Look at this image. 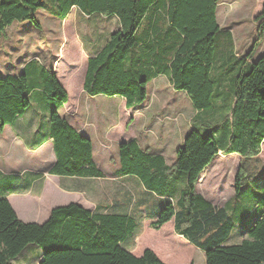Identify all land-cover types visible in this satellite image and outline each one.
<instances>
[{"label":"trees","instance_id":"1","mask_svg":"<svg viewBox=\"0 0 264 264\" xmlns=\"http://www.w3.org/2000/svg\"><path fill=\"white\" fill-rule=\"evenodd\" d=\"M222 1L0 0V35L14 22L30 21L40 28L36 14L49 4L53 18L61 21L73 7L87 16L117 18L118 30L88 61L84 91L119 96L132 108L147 99L152 79L166 75L174 90L185 93L201 113L171 166L135 140L118 147L122 174L137 177L164 201L151 228L158 232L172 222L176 235L204 252L206 264H264V211L242 232L240 243L226 245L234 220L227 209L213 206L197 192L202 172L222 152L241 157L235 179L238 195L246 165L261 154L264 142V52L257 53L255 42L245 57L235 56L230 33H220L217 21ZM255 19L263 33L264 5ZM219 33L227 40L221 51L216 48ZM227 49L233 54L226 56ZM34 64L21 75L0 77V132L23 116L37 95L44 104L41 109L50 115L47 138L53 140L56 159L51 174L101 176L91 141L59 114L68 102L66 90L55 73ZM31 66L34 71H29ZM224 105L225 116L214 120ZM211 120L220 129L204 136ZM135 228L133 218L93 213L77 204L53 209L41 225L25 223L0 197V264H12L30 246L43 252L39 264H168L148 246L139 256L125 250L123 242Z\"/></svg>","mask_w":264,"mask_h":264},{"label":"crops","instance_id":"2","mask_svg":"<svg viewBox=\"0 0 264 264\" xmlns=\"http://www.w3.org/2000/svg\"><path fill=\"white\" fill-rule=\"evenodd\" d=\"M218 10L219 6L217 8V21L219 23ZM71 13L74 14V20H72V16L70 18ZM257 16H259V14L255 17ZM101 17L96 21L94 19L96 15L87 16L76 7L72 8L69 16L64 21L51 17L60 22H67L69 28L75 27L79 20L85 22L92 21L95 25H101L103 31L100 33L86 31L84 34L73 31L64 33V41L61 45V54L59 57L58 55H51V51L46 50L48 58L56 59V70L52 67H43L55 73L57 79L66 90L69 97L68 102L59 109V114L66 118L69 124L80 135L91 141L93 147V160L97 171L102 173V175L99 177H87L58 176L51 174L50 171L55 165L56 159L53 150V140L47 138L50 115L48 111L45 112L39 109L35 112V115H26L25 113L13 124L6 126L12 129L8 131L9 139L3 143L0 141V147L16 148L24 156L25 163L21 167L13 166L8 170L0 169V176L14 178L15 180L14 183L9 182L8 188L0 189V197L6 198L10 202L18 218L21 216V212L14 208L15 203H12L11 200L17 199L14 198L15 196L19 198L18 200L21 201V203L25 200L28 202L34 200V202L38 204L41 202L44 203V207L41 208L42 213H44V210L46 211L43 214L44 220L42 222H36L37 220H35V222L25 223H36L41 225L49 218L53 209L68 206L70 204H77L93 213L98 212L133 218L136 220V228L129 238L123 242V247L129 253L139 256L144 250V247L148 246L144 243L141 244L143 237H140L141 234L138 233L139 229L145 228L144 230L147 233L150 232L149 230H153L151 224L156 220L157 214L164 204V201L158 198L154 193L148 191L137 177L123 175L119 159H117L116 165L111 167L109 163L100 161L98 154L103 152H118L120 144L135 140L142 149H149L151 152L163 156L166 164L171 166L175 162L178 148L183 143L186 135L193 128V119H195L197 115H201V113L194 109L191 101L183 92L177 93H182V95L178 96V103H185L189 109V113L186 110L183 111L180 107H175L174 104L170 105L169 101L164 97V91L159 89V86H165L171 90H174V88L166 75H159L149 82L150 84L152 81H155L158 85L155 92L152 91L150 98L148 97L143 102L144 105L142 107L136 108L138 103L132 109H128L125 99L114 96L110 99L115 101L118 97L120 98L121 101L118 105L121 106L124 115H80L82 100H84L86 96L89 98L107 97L104 95L90 96L84 91V80L88 61L96 57L108 41V39L106 42L103 41L104 29L107 24H105L106 22H104ZM109 18L110 23L113 19L118 21L115 17ZM111 33H113V31ZM229 33L233 41L232 52L237 58L245 57L255 42L254 38L251 36V43L253 42V44L249 48L238 52L234 44L233 34L232 32ZM260 35L264 36V32H260ZM47 43L48 42H44V45L46 46ZM229 49L225 51L226 56H230L232 53L230 51L231 49ZM263 52L264 49L261 53ZM36 60L39 61V59ZM221 61L224 62V59H221ZM31 62L17 74L8 73L0 75V77L21 75ZM163 76L166 78V82L161 79ZM69 106H71V114L68 113ZM65 109L67 110L66 113L69 115H63ZM155 129L159 131L163 129L162 133L156 138L150 134V131ZM219 157H234L239 159V162L241 160L239 155H227L220 152L213 162L202 172L197 184V192L213 206L227 209V205H229V209L232 211L229 212L228 210V214L235 222V228L231 232L229 239L231 235L234 234L236 237L235 242L238 244L242 240V232L256 219L255 215L258 214L254 215L253 212H255V210L259 211L260 206L256 205L252 206V208L247 207L240 200L242 192L240 191L238 195L235 194V179L240 163L234 174V181L230 184L233 194L232 197L226 200L224 206L215 202V200L210 197L209 193L211 192L213 194L215 188H218V185L213 187L209 174L214 170L216 162L221 160H219ZM113 163L114 162L111 164L113 165ZM28 198H31V200H27ZM71 199L73 200L71 201ZM234 200H238V202L235 205H231ZM23 209L25 211V209H28V206L24 205ZM251 209L252 212H250ZM240 214L241 216H239ZM166 229L167 227L161 229V233H164ZM144 230L142 232H144ZM164 239L165 241H175L176 245L179 247V256L183 252V249H186L190 255L196 252L189 247V244L185 243L186 241L183 238L174 233L173 226L170 231L167 232ZM226 245L232 244H229L227 241ZM29 248H31L30 251H27V248L12 264H39L42 260L43 252L38 247L31 246ZM137 249H140L141 252H133ZM196 249L204 254L200 249ZM158 255L168 264H172L170 259H165V256L161 254ZM187 258H183L181 264H188L189 258Z\"/></svg>","mask_w":264,"mask_h":264},{"label":"rangeland","instance_id":"3","mask_svg":"<svg viewBox=\"0 0 264 264\" xmlns=\"http://www.w3.org/2000/svg\"><path fill=\"white\" fill-rule=\"evenodd\" d=\"M263 4L264 0H224L219 5L218 19L221 29L223 30L220 33L232 32L234 44L238 52L249 48L253 44V42L251 43L252 37L254 38L255 42H258L257 53H261L263 51L264 36H261L259 31L261 23L255 19L257 14H262ZM50 10L51 4L37 12L36 19L40 24V28L30 21L14 22L5 33L0 35V75H5L8 73L17 74L31 61L35 62L37 66H45L47 68L52 67L56 70V59L48 58L46 50L51 51V55H58L59 57L61 54V45L64 41V33L73 31L84 34L86 31L96 33L103 31V27L101 25H95V23L92 21L85 22L79 20L75 27L69 28V24L67 22H60L58 20L52 19L51 17L54 15L50 13ZM71 16L72 20H74V14L71 13L70 18ZM99 17L101 16L96 15V18L94 19L97 21ZM103 17L101 18L104 22H106L105 24H107L103 34V41L106 42L107 39L109 40L110 33L112 31L114 33L118 30V21L116 19H111L112 21L110 23V18L108 16ZM220 33L216 39V48L218 51L223 50L227 43V40L224 38V36L222 37ZM44 42H48L46 46L44 45ZM259 55H257V57ZM36 59H39V61ZM29 71H34V66H31ZM161 79L166 82V78L164 76L161 77ZM157 85L158 84H156L155 81H152L150 84H148L147 98H150L152 91L155 92ZM159 89L164 91V97L169 101L170 105L174 104L175 107H180L183 111L186 110L189 113V109L185 103H178V96L182 95V93L177 94L180 92L171 90L170 88L168 89L165 86H159ZM110 98L112 97L89 98L86 96V98L82 100L80 115H124V111L121 110V106L118 105L121 101L120 98L118 97V99L115 101L111 100ZM50 105L52 106L54 104L50 103ZM143 105L144 103L138 104L136 108L142 107ZM42 107H44V104L40 101L39 96L35 95L31 99V106L26 111V115H35V112ZM70 108L71 106L68 107V113L71 114L72 112L70 111ZM227 109L228 107H225V105L223 108H219L216 111V118L214 120L223 118L225 116L224 114L227 112ZM66 112L67 110L65 109L63 111V115H69ZM210 123L211 124L209 126L203 128L202 132L204 136L209 135V133H217L220 129L215 125V121L211 120ZM9 129L12 128L6 127V132L5 130L0 132L1 143L9 139ZM162 131L163 129L160 131L155 129L150 131V134L156 138L162 133ZM94 139L96 140L95 137ZM117 153L118 152H103L98 154V158L103 163H109V165L112 167L117 163ZM219 160V162H216L214 170H212V172L209 174L213 187L218 185V188H215V192L213 194L210 192L209 195L215 200V202L224 206L226 200L231 198L233 195L230 184L234 181V174L236 173L238 164L240 162L239 159L234 157H219ZM112 162H114L113 165L111 164ZM24 163V156L16 148L0 147V169L8 170L13 166L21 167L24 165ZM246 167H248V171L246 178L242 181V194L240 200L250 208H252V206L259 205L260 210L262 209L261 212H263L264 142L262 145L261 154L257 157L251 158ZM9 182L14 183V178L0 176V189L8 188ZM14 198L17 199L11 200L12 203H15L14 208L21 212V216L19 217L20 220L24 222H35V220H37L36 222H42L44 220L43 214L46 211L44 210V213L41 212V208L44 207V203L41 202L38 204L35 203L34 200H32V202L25 200L21 203L17 196ZM27 200H31V198H28ZM72 200L73 199H71V201ZM237 202L238 200H234L231 205H235ZM24 205L28 206V209H25V211L23 209ZM228 210L229 212L232 211L229 209V205H227L226 211L228 212ZM260 210H255V212H253L254 215L258 214ZM250 212H252V209ZM239 216H241V214ZM255 216L259 217L260 215ZM165 227H167V229L164 233L154 230H149L150 232L148 231L149 233H147L144 230L145 228H140L138 233L141 234L140 237H143L141 244H147L149 246L148 248L153 250L156 255L161 254L165 256V259H170L172 264H181V260L184 258V255L189 258V264H206L204 254L198 251L193 245H189V247L194 249L196 251L195 253L192 252L193 254L190 255L186 249H183V252L179 256V247L176 245L175 241H165L164 239L167 235V232H169L172 227V222L167 224ZM143 230L144 232H142ZM235 239V235L232 234L228 240V243L232 245L236 244ZM30 250L31 248L28 247L27 251ZM133 252H141V250L137 249Z\"/></svg>","mask_w":264,"mask_h":264}]
</instances>
